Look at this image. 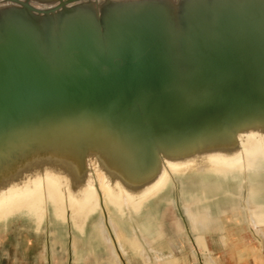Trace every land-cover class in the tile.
Listing matches in <instances>:
<instances>
[{
  "label": "water",
  "instance_id": "1",
  "mask_svg": "<svg viewBox=\"0 0 264 264\" xmlns=\"http://www.w3.org/2000/svg\"><path fill=\"white\" fill-rule=\"evenodd\" d=\"M255 127L264 0H0V170L90 151L131 180Z\"/></svg>",
  "mask_w": 264,
  "mask_h": 264
},
{
  "label": "bare ground",
  "instance_id": "2",
  "mask_svg": "<svg viewBox=\"0 0 264 264\" xmlns=\"http://www.w3.org/2000/svg\"><path fill=\"white\" fill-rule=\"evenodd\" d=\"M63 155L28 154L15 165L0 170V226L6 228L22 221L34 228V232L23 228L24 231L0 235V249L4 244V254H0L2 264H35L39 260L41 264L47 263L43 250L45 246L48 249L51 234L55 235L51 225L68 238L70 247H75L76 260H81L78 243L89 241L91 254L98 246L95 238L98 233L116 249L115 237L123 231L131 235L133 229L151 245H157L168 233L161 222L164 219L151 216V212L161 204L166 212L173 204L181 212V200L193 202L190 203L193 209L200 208L208 216V220L198 217L199 246L204 247L203 237L208 235L226 241L215 233L226 230L227 226L230 227L226 230L228 238L234 236L244 241L236 233L248 228L252 235L259 233L264 238L263 127L243 130L223 143H212L188 153L160 155L151 174L132 175L136 176L132 181L126 172L110 165L96 152L88 151L80 160L79 156L73 160ZM190 184L197 186L199 192H190ZM217 192L227 196L226 204L220 203ZM212 204L217 213L212 212ZM182 214L180 218L182 222L186 220L187 228L188 220ZM132 222L137 227L133 228ZM183 224L178 223L176 229L182 230ZM180 235L182 239L190 237L185 233ZM126 241L133 245L136 240L127 237ZM258 241H261L259 237ZM184 245L182 240L175 249ZM214 246L220 247L219 242ZM120 248L131 261L130 248L124 245ZM156 251L151 249L155 257L160 255ZM231 253L236 254L235 246Z\"/></svg>",
  "mask_w": 264,
  "mask_h": 264
},
{
  "label": "rangeland",
  "instance_id": "3",
  "mask_svg": "<svg viewBox=\"0 0 264 264\" xmlns=\"http://www.w3.org/2000/svg\"><path fill=\"white\" fill-rule=\"evenodd\" d=\"M188 188L190 192H199L197 189V186L195 185L190 184ZM214 194H215V191H214ZM222 194H223L222 192H219L217 194L219 195L218 197L221 199L220 203L226 204L227 203L226 199L228 198H226L227 196L222 195ZM180 202H181L183 214L188 220L187 228L185 227L186 220L183 219V222H182L180 218L182 211L180 212V210H177L176 207L174 206L175 204L171 205V207L169 208L170 212L169 211L166 212L164 210L165 205L161 204L158 207H155L153 209V211L151 212V216L157 219H160V218L164 219V220H161V222L164 224V226L166 225L168 234L162 242H160L157 245H151V243H149L146 239L143 238L142 234H139V233L137 234L135 232L137 230L133 229L131 235H128L127 233L123 231L121 236L115 237L116 238L115 246L117 247L116 249L115 247H113L111 243L105 242L102 239V237L99 236V233H98V234H95L96 236L95 238L98 241L96 242V244L98 246L92 250L91 254H90L91 246L89 244V241L85 239L81 241L80 243H78V246H79L78 252L80 251L81 260L80 259L76 260L77 258L74 255L76 249L73 245H71V247L69 246L68 238L67 237L64 238L62 236V233L56 229V226L51 225L50 227L51 231L54 232L55 235L51 234L50 241L48 244V249H46V246H45L43 250L45 254L43 257L45 261H47V263L45 262V264H185L183 262L185 261L183 258L184 256L188 257L186 261L189 264H207V263L216 264L214 259L216 261L221 262L222 264H234L235 257L231 253L232 249H234L233 243H229L226 247L216 249L217 247L215 248L214 244H216L218 240H216L214 237L210 238L209 236L211 235H208V236L203 237V240H204L203 245L205 248L197 244L196 239L198 236L201 235L197 231V226L199 225L198 217L200 216L203 217L204 215L200 211V208L193 209L191 207L192 206L191 204L193 202L191 201L187 202L185 200H181ZM192 211H193V214L192 213L190 214V212ZM212 212L217 213V209L215 208L214 205L212 206ZM207 217L208 216L205 215L203 218L208 220ZM173 221L176 223H173ZM178 223H182V224L184 223L182 230L176 229L177 228L176 226L178 225ZM132 226L133 228L137 227L134 222H132ZM219 227L221 228V225ZM23 228L24 229L26 228L28 232H34L33 231L34 228H31L30 224L22 222V221H17L16 223L14 222L11 223V225H9L6 228L0 226V235L1 234H12L13 231H21V230L24 231ZM228 228L230 227L227 226L226 230ZM129 229L130 227L128 226L127 230ZM226 230L225 229L218 230L217 234L215 233V235H219L220 237L226 238L227 236ZM183 233L189 235L190 237L185 236V238L183 237L182 239L180 234H183ZM127 237H129L131 240L132 238L136 240L135 243L133 245H130L126 241ZM251 239L253 240V243L256 246V250H257L256 252L258 253L255 256L259 255L260 256L259 258L261 259L260 264H264V249L261 248L260 246L261 244L257 242L254 238H251ZM182 240H184L185 245L181 249L176 250L175 249L176 244L180 243ZM249 244L250 243L246 244L247 248L249 247ZM120 245H124L130 248V251L132 253L131 256L133 257L131 261L128 259V255L125 254L123 249L120 248ZM151 249H154V251L157 250L158 252L157 251L156 252L159 253L160 255L155 257L153 253L151 252ZM0 254L1 255L4 254V244L0 249ZM246 254H249V248L247 249ZM91 255H93V257H91ZM47 256L50 257V260L48 259ZM117 256H120V258L122 257L123 259L121 258L120 260H118ZM77 261H80V262H77ZM2 262H0V264H2ZM35 264H41V261L39 260V263L35 262Z\"/></svg>",
  "mask_w": 264,
  "mask_h": 264
},
{
  "label": "crops",
  "instance_id": "4",
  "mask_svg": "<svg viewBox=\"0 0 264 264\" xmlns=\"http://www.w3.org/2000/svg\"><path fill=\"white\" fill-rule=\"evenodd\" d=\"M249 230L250 229L248 228V230H246V231H242V232L237 231V233H236L237 235H239V237L243 238L244 241H241L240 239L238 241V240H236L237 238L234 236L231 238H228L226 236V241H223V242H221L220 240L218 241L220 247H218L216 249L226 247L229 243H233V245L236 247V254L233 255L235 257L234 264H260V262H261V259L259 258L260 256L259 255L255 256L258 253L256 252L257 251L256 246L254 245L253 240L251 238H254L257 242H259L261 244L260 246L262 249H264V238H261L262 236H261V234L259 236V233L256 236L252 235V232ZM258 237L261 239V241H258ZM235 241H237V242H235ZM247 243H250L249 247H248L249 248V254H246V251L248 249L246 247ZM241 245H243V246H241ZM255 252H256V254H255ZM214 261L216 264H222L221 262L216 261L215 259H214ZM185 262H186L185 264H189V263H187V261H185Z\"/></svg>",
  "mask_w": 264,
  "mask_h": 264
}]
</instances>
